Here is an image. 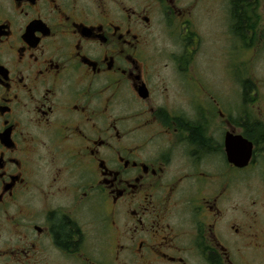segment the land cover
Segmentation results:
<instances>
[{
  "label": "flooded vegetation",
  "instance_id": "1",
  "mask_svg": "<svg viewBox=\"0 0 264 264\" xmlns=\"http://www.w3.org/2000/svg\"><path fill=\"white\" fill-rule=\"evenodd\" d=\"M229 1L231 33L264 47V13L244 18L264 0ZM193 5L0 0V264H264L258 198L250 224L228 206L245 172L263 178L264 109L234 122L196 85Z\"/></svg>",
  "mask_w": 264,
  "mask_h": 264
},
{
  "label": "rangeland",
  "instance_id": "2",
  "mask_svg": "<svg viewBox=\"0 0 264 264\" xmlns=\"http://www.w3.org/2000/svg\"><path fill=\"white\" fill-rule=\"evenodd\" d=\"M230 1L229 0H194L196 8L192 14L188 31L196 32L198 35V46L195 63V83L208 88L214 99L226 94L227 113L231 120L243 119V123L252 125L256 120V109H264V47L261 49L252 48L250 44H240V41L231 33L230 29ZM253 10V11H252ZM259 11V12H258ZM251 12L264 13V3L258 9H253L250 4L249 11H246L244 18L251 21ZM178 29V28H177ZM174 34V28H169ZM180 33L185 34L184 28L171 36V49L176 53L184 52ZM175 56V55H174ZM239 79L254 80L258 84V101L253 105L250 101L254 97L249 94L245 100H241ZM239 106V107H237ZM244 111H239L242 108ZM242 116V117H241ZM260 118L264 119L263 116ZM262 161V158H260ZM261 169V167H260ZM260 176L255 177L253 172H245L243 180L237 188H233L228 195V206L240 205L243 208V220L246 224L253 223L251 207L254 200L258 198L256 207L264 216V170Z\"/></svg>",
  "mask_w": 264,
  "mask_h": 264
},
{
  "label": "water",
  "instance_id": "3",
  "mask_svg": "<svg viewBox=\"0 0 264 264\" xmlns=\"http://www.w3.org/2000/svg\"><path fill=\"white\" fill-rule=\"evenodd\" d=\"M236 138L228 142L230 159L240 166H246L253 155V143L242 136Z\"/></svg>",
  "mask_w": 264,
  "mask_h": 264
}]
</instances>
